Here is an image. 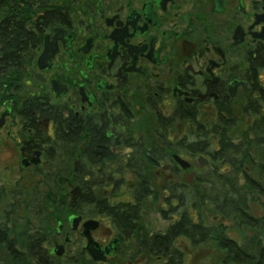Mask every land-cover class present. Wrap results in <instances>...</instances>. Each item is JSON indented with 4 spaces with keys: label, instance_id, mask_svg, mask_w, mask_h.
<instances>
[{
    "label": "flooded vegetation",
    "instance_id": "af4514ba",
    "mask_svg": "<svg viewBox=\"0 0 264 264\" xmlns=\"http://www.w3.org/2000/svg\"><path fill=\"white\" fill-rule=\"evenodd\" d=\"M45 13L38 44L17 57L20 69L0 74V251L8 264L141 256L138 223L117 229L112 216L79 206L134 201L120 197L142 187L144 150L218 141L225 110L240 119L264 97V0H47ZM159 154L151 185L160 179L164 205L170 189L194 183L208 156ZM62 204L76 209L47 214ZM89 220L105 261L85 250Z\"/></svg>",
    "mask_w": 264,
    "mask_h": 264
},
{
    "label": "trees",
    "instance_id": "16d2710c",
    "mask_svg": "<svg viewBox=\"0 0 264 264\" xmlns=\"http://www.w3.org/2000/svg\"><path fill=\"white\" fill-rule=\"evenodd\" d=\"M26 1L30 3L28 7ZM46 3L47 0H0V74L14 67L20 69L24 59L18 55H24L28 45L33 49L38 44L46 15L40 13ZM27 12L34 26L30 30L24 25ZM244 114L236 119L230 110L224 111L221 131H213L219 134L218 141L206 136V141L176 142L174 147L168 143L163 144L165 148L153 144L149 151L144 150L147 167L142 171V187L127 191L134 201L125 206L100 204L96 210L80 205V213L89 216L102 211L112 216L117 229H129L138 223L146 198L158 195L151 185V170L156 161L163 160L159 152L201 153L208 156V165L196 175L192 185L170 189L166 208H159L161 217L170 221L165 231L149 233L138 227L143 253L148 259L159 257L157 264H183L184 254L174 242L184 238L192 246L207 244L221 251L218 264H264V97L252 103ZM95 194L100 198L98 190ZM253 206L260 215L252 213ZM204 208L218 218V223L205 222ZM74 209L66 204L50 206L47 214L61 218ZM233 228L240 233V241L230 236Z\"/></svg>",
    "mask_w": 264,
    "mask_h": 264
},
{
    "label": "rangeland",
    "instance_id": "374dc122",
    "mask_svg": "<svg viewBox=\"0 0 264 264\" xmlns=\"http://www.w3.org/2000/svg\"><path fill=\"white\" fill-rule=\"evenodd\" d=\"M242 127H244V125H242ZM178 130L179 128L176 127L175 131L178 132ZM153 182L158 195L156 197L148 198L144 201L138 218V224L149 233L163 232L170 223L169 220L163 219L159 212V208H166V206L161 203L159 198L160 179H154ZM118 193L121 194V192ZM122 195L123 197H120L121 199H124V196L129 197L128 193L125 191L122 193ZM251 211L255 215H260V211L257 209L256 206H253ZM203 217L207 224L218 223V218L212 215L210 216L207 211V208H204L203 210ZM51 219L54 218H48L50 222L52 221ZM53 225L55 228V222H53ZM229 234L231 237L236 238L238 241H240V233L237 232V228L230 229ZM262 237L264 242V231L262 233ZM130 240H132V238ZM174 246L184 254L183 264H218L222 258V252L218 249L211 247L207 244L192 246L190 242L184 238L177 239L174 242ZM132 249L127 250L130 251ZM130 257L131 258L129 259L127 256L123 258L119 256L118 261L115 264H155L156 262L154 258L148 259V257L144 253L141 256L133 254ZM0 264H8L7 257L2 251H0Z\"/></svg>",
    "mask_w": 264,
    "mask_h": 264
},
{
    "label": "water",
    "instance_id": "95a60500",
    "mask_svg": "<svg viewBox=\"0 0 264 264\" xmlns=\"http://www.w3.org/2000/svg\"><path fill=\"white\" fill-rule=\"evenodd\" d=\"M174 159L182 168L185 169L189 167V164L186 161L179 158L177 155L174 156ZM200 163L201 164L207 163V160L201 157ZM191 177H192V174L188 176V182H191ZM77 221H78V218L71 220V222L73 223V226ZM97 225L98 223L93 220H89L84 224V232L82 235L85 236L88 240L85 250L89 251V255L92 257L94 261H105L104 254L105 253L108 254L109 251L107 249H105L103 252L98 251L99 250L98 245L90 241V237L88 233L90 229H94Z\"/></svg>",
    "mask_w": 264,
    "mask_h": 264
}]
</instances>
